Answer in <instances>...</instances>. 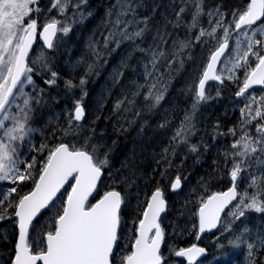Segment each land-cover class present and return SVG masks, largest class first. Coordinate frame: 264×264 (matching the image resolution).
I'll use <instances>...</instances> for the list:
<instances>
[{
	"label": "trees",
	"instance_id": "1",
	"mask_svg": "<svg viewBox=\"0 0 264 264\" xmlns=\"http://www.w3.org/2000/svg\"><path fill=\"white\" fill-rule=\"evenodd\" d=\"M133 2L137 5L135 19L142 21L145 17L148 18L142 37L130 41L118 35L105 45L104 37L114 31L112 22L116 20V15L113 6L117 4V0H87L86 4L81 5L83 19L75 9H67L69 14L66 25L70 26L71 30L64 35L60 46L57 44L61 42L63 33L58 32L54 41L55 48L46 51V54L50 55L47 70L41 71L31 62L30 57L28 66L33 72L28 75L32 76L33 83L25 82L23 90L27 97L40 96L41 103H32L30 126L34 131L21 143L18 158L21 162L30 163L35 157L40 162L47 155V149L39 151L42 144L52 147L60 142L83 143V138L91 135L92 143L102 146L100 157L103 158L104 153H108V167L104 169L98 186L99 192L91 202L95 203L100 195L112 188L121 192L125 198L121 213L117 264L119 255L130 251L134 229L138 226V219L142 218V211L146 206V196H151L158 182L167 202V210L160 222L164 231L162 252L167 257L168 264H184L174 254H170V249L187 248L196 243L197 211L201 201L213 193L229 188L232 158L229 156L226 163L225 153L234 151L231 148L233 140L243 134L240 109L244 102L248 101V93L242 97L236 96L245 79V70H237L235 79L208 84L206 95L211 99L200 103L193 111L194 91L190 90V87L198 84L210 52L218 46L217 40L212 37L204 36L197 41L196 36L200 28L211 31L210 20L214 21L215 17H209L208 11L219 7L225 14V21H231L233 10L241 7L244 0H200L205 11L198 26L191 30L187 27L191 22V11L184 14V22L180 27L168 23L175 21V11L184 6L181 0ZM37 5H41L40 2ZM41 7L44 10L46 5L42 4ZM187 7L195 10L193 0H187ZM110 11H113L111 16ZM56 13H34L32 19L38 17V26L42 27L46 21L57 19ZM125 19H132V14ZM225 26H228L227 23ZM137 27L145 25L140 23ZM232 27L234 28V25ZM158 31L165 38L166 43L161 44V47L169 53L168 59H172L171 53L175 51L174 41H187L190 46L183 50L171 66L162 59L154 70L149 62L151 53L140 49H149L159 44ZM216 36L222 37L223 30L217 29ZM116 40L120 42L117 43ZM40 47L43 48L38 42L31 56H35ZM146 66L147 71L153 73L151 78H146ZM194 66L195 74L192 70ZM48 69L59 74L55 85L44 83L51 77ZM81 78L86 81L83 86L79 83ZM66 80H72L76 87L67 89ZM157 81L159 82L156 84V90H163L164 98L155 107H149L152 100H145V96L148 87ZM141 85L144 87H139ZM134 92H139V95L133 96ZM81 97L86 113L85 121L81 123L83 127L77 138L64 136L62 129L67 126L68 113L74 107V100H80ZM24 98L20 96L13 104V112L16 111L15 104L22 105ZM119 100H124L125 103L120 109L114 110ZM128 100L133 103H128ZM186 115L191 116V127L186 133V142H173L172 137L185 121ZM161 124L166 126L162 128ZM229 129H235L236 137L229 133ZM247 131L253 135L251 129ZM193 145L196 146V151L191 150ZM165 148L169 149L167 154L164 153ZM173 148L175 153L172 152ZM165 155L167 160L162 158ZM169 160L171 166L168 164ZM21 169L23 170V165ZM38 170L39 163L33 170L34 175ZM165 171L166 178L162 179L161 173ZM256 173L257 182L253 185L252 177H245L246 171H242V178L237 181L241 195L239 198L245 195L264 196V169ZM177 175L181 177V188L172 193L171 181L175 180ZM244 185L249 188L245 191L247 194L241 192ZM13 186L19 188V184L0 183V191ZM32 186V181H28L20 191L27 192ZM66 189L69 191L70 185ZM67 191H63L55 208L40 217L37 230L41 224L52 223L57 210L66 199ZM234 206L224 215L216 232L199 242L208 249V256L197 264H250L253 257L248 256L246 244L235 247L228 243L229 239L238 234L241 224L251 228V242L257 245L254 259L264 264V253L259 247L258 238V234L264 236V214L249 211L242 221L233 222L229 213L234 210ZM229 222H233L230 234L225 232ZM17 235L14 216L1 220L0 264L12 263ZM30 236V243L37 242V231H30ZM126 245L129 247H125Z\"/></svg>",
	"mask_w": 264,
	"mask_h": 264
},
{
	"label": "snow or ice",
	"instance_id": "2",
	"mask_svg": "<svg viewBox=\"0 0 264 264\" xmlns=\"http://www.w3.org/2000/svg\"><path fill=\"white\" fill-rule=\"evenodd\" d=\"M86 3L87 0H51L49 11L56 9L60 15H65L67 9L71 7L80 13V18L83 19L81 5ZM181 3L184 6H180L179 10L175 11V21L168 23L180 27L184 22V14L191 11V22L187 27L189 30L195 29L205 11L200 0H193L194 11L187 7V0H181ZM34 4H37V0H0V182L19 184V188L13 186L0 191V220L13 216L18 219L19 236L15 243L12 264H117L121 239V213L125 198L121 192L112 188L100 195L95 203L91 202L99 192L98 182L101 181L104 169L108 167V153L105 152L103 158L99 154L102 146L92 143L93 137L89 135L83 138V143L60 142L52 147L42 144L39 151L43 152L47 149V155L40 162L35 157L30 163L21 162L18 158L21 143L34 131L30 126L32 103H41L40 96L27 97L23 90L25 82L33 83L32 76L28 75L33 69L28 66L27 58L38 28L37 20L32 19ZM136 7L133 0H117V4L113 6L116 15V20L112 22L114 31H110L109 35L104 37L105 45L118 35L130 41L144 35L148 18L145 17L142 21L136 20ZM173 7L175 8V5ZM35 10L39 11V8ZM113 11L109 12V16ZM129 14H132V19H125ZM207 15L215 17L214 21L210 20L211 31L200 28L196 40L200 41L202 37L209 36L217 40L218 46L210 52L198 85L190 87V90L194 91L193 111L200 103L211 99L206 95L205 89L209 79L223 82L221 76L214 73L222 57L228 54L229 39L233 32L236 43L235 48L231 49L234 53L232 66L224 70L229 73L228 79H235V70L245 69L243 86L236 92V96H245L252 85H264V0H244L241 7L233 10L231 21H225V14L219 7L214 11H208ZM140 23L145 27H137ZM226 23L228 26H225ZM217 29L223 30L222 37L216 36ZM70 30V26L61 25V21L52 18L43 25L40 36L47 48L54 49L57 32L67 35ZM157 35L159 44L149 49H140L151 53L149 62L154 70L162 59L171 66L183 50L190 46L187 41H174L175 51L171 53L172 59H168L169 53L161 47V44L166 43L165 38L159 31ZM116 42L120 41L116 40ZM253 60L254 67H252ZM48 70L51 72V77L44 83L49 86L55 85L59 74L51 69ZM152 75L153 73L148 72L146 66V78H151ZM158 82L148 87L145 100H152L149 107H155L164 98L163 90H156ZM79 83L83 86L86 81L81 78ZM65 86L69 90L76 87L72 80H66ZM40 93L42 95L43 89ZM136 95H139V92L133 93V96ZM20 96L25 97L23 104L16 103V111L13 112V104ZM82 100L83 97L74 100V107L68 113L67 126L62 129L64 136L78 137L83 127L81 121L86 115ZM127 102L133 103L131 100ZM124 103V100L117 101L114 110L120 109ZM240 112L243 134L233 140L231 148L234 151L225 153L226 163L229 156L232 158L230 171L232 187L226 192L213 193L206 200L201 201L198 210L199 233L218 227L221 213L237 199L236 186L238 178H242L240 174L244 170L243 166L257 152L264 154V96L259 100L253 97L245 103ZM190 121L191 116L186 115L185 121L172 137L173 142H186V133L191 127ZM253 121H255L253 126L256 134L250 135L246 126L252 125ZM165 126V124L160 125L162 128ZM229 133L236 137L235 129H229ZM191 150L196 151V146H191ZM168 152L169 149L165 148L164 153ZM172 152L175 153L174 148ZM162 158L167 160V155ZM257 159L260 163H264V160ZM38 163L39 170L34 175L33 170ZM168 164L171 166L170 160ZM161 178H166V171L161 173ZM251 180L255 185L256 176L253 175ZM28 181H32L33 186L29 191L22 193L20 188ZM66 185H70V191H67ZM170 187L172 191L181 188L179 175L171 181ZM62 189L67 191V197L57 210L52 223L41 224L37 230L40 217L56 207L57 200L63 195ZM145 203L142 218L138 219V226L134 229L130 251L119 255V264H168V259L161 248L164 231L159 221L161 213L166 210V200L159 182L151 196H146ZM249 211L264 214V196L240 197L239 203L229 214L233 217V222L242 221ZM233 222H229L225 232L231 233ZM30 231H37V242L30 243ZM251 231L248 225L241 224L238 234L233 239H229L228 243L235 247L246 244L248 256L253 257L250 264H261V261L254 259L257 245L251 242ZM199 233L197 239H200ZM258 238L259 247L264 253V236L258 234ZM205 251L204 248L192 244L187 248L170 249V254L185 257L187 264H194L197 257Z\"/></svg>",
	"mask_w": 264,
	"mask_h": 264
},
{
	"label": "rangeland",
	"instance_id": "3",
	"mask_svg": "<svg viewBox=\"0 0 264 264\" xmlns=\"http://www.w3.org/2000/svg\"><path fill=\"white\" fill-rule=\"evenodd\" d=\"M39 2H40L41 5H37V4L32 5V7L34 9V11H33L32 14H34V13H37V14L38 13H44V15H45V14H47L49 12L53 13V12L56 11L57 12L56 13L57 20L61 21L63 23V25L66 24L67 18H68V14H69V13H67V11H66V14L65 15H60L58 13V10H56V9H52L51 11H49V9L51 8V0H37V3H39ZM42 4L43 5H46V7L44 8V10L41 7ZM37 7L39 8V11H36L35 10ZM37 18L38 17H35L34 19H37ZM47 22H49V20L46 21L45 23H47ZM61 37H62L61 38V42L59 44H57V46L58 45L60 46L62 44V39L64 37V34L61 35ZM229 42L231 44L230 45L231 48L228 50V54L224 56V58H223V60L221 62V65H220V67L218 69V73H217V75L221 76V79L222 80H232V79H228L227 78L229 76V73L226 70H224V69L231 68V66H232L231 61H232V57H233L234 53L231 52V49H234L235 48V43H236L235 42V33L230 38ZM47 61H50V55L46 54V50L43 49V48H41V47L39 49V52L35 56H31V62H33L35 64V66L38 67L41 71L47 70V66H48V62ZM252 63L255 64V61L253 60ZM192 70H193V73L195 74V72H196L195 66L193 67ZM237 70L244 71L245 69L241 68V69H237ZM237 70H235V72ZM190 77H191V75L188 76V78H190ZM256 99L259 100L258 98H256ZM245 103L246 102H244L243 107H244ZM253 114H254V112H253ZM246 127H248L250 129V125H248ZM252 132H253L252 134L255 135L256 134V129L255 130H252ZM18 154H19V150H18ZM257 158H259V160H264V154L257 152L243 166L244 170L246 171L245 177L250 178L253 175L254 176H257L256 171L261 170V169H264V163H260ZM0 183H7V182H0ZM248 190H249L248 186L247 185H244V188H242L241 192L244 193V194H247L245 191H248ZM239 196H241V195L239 194ZM244 197L245 198H250L251 196L250 195H248V196L245 195ZM237 203H239V198L237 199V201L233 205H236ZM233 205H232V208H233Z\"/></svg>",
	"mask_w": 264,
	"mask_h": 264
},
{
	"label": "water",
	"instance_id": "4",
	"mask_svg": "<svg viewBox=\"0 0 264 264\" xmlns=\"http://www.w3.org/2000/svg\"><path fill=\"white\" fill-rule=\"evenodd\" d=\"M42 31H43V27H41V28L38 27V28H37V34H36V36H35V38H34L32 48H31L30 51H29V56H28V58H27V63L29 62V59H30V57H31V55H32V53H33V51H34V49L36 48L38 42L41 43V45L43 46V48H44L45 50H50L49 48H47V47L44 45L43 39H42L41 36H40V33H41ZM57 34H58V32H57ZM56 37H57V35H56ZM56 37L54 38V41H55ZM223 58H224V57H222V60H223ZM221 62H222V61H221ZM221 62H219V63L217 64V66H216V71H215V73H214L215 75H217V73H218V69H219V67H220V65H221ZM211 82L219 83L220 80L209 79V80L206 82V84H205V89L207 88L208 84H210ZM197 85H198V84H197ZM262 86H263V85L255 84V85H252L248 90H251V89H253V88H261ZM248 90H247V91H248ZM85 118H86V115H85ZM85 118H84L83 121H81V123H83V122L85 121ZM102 176H103V175H102ZM101 179H102V178H101ZM73 182H74V181H73ZM99 184H100V182H98V186H99ZM67 186H68V185H66L65 187H67ZM230 187H232V181H231V184H230L229 188H230ZM229 188H228V189H229ZM228 189L225 190V191H223V192L228 191ZM70 190H71V188L69 189V191H70ZM178 190H179V189H178ZM178 190H176V191H172V193H176V192H178ZM61 191H62V193H63L64 189H62ZM216 193H218V192H216ZM236 195H237V199H238V197H239V192H238V188H237V186H236ZM66 197H67V196H66ZM90 199H91V198H90ZM237 199L233 200V201L230 203V205L225 209V212L221 213V221H222L224 215L230 210V208L232 207V205L237 201ZM166 210H167V202H166ZM166 210H165L163 213H161L160 221H159V222H161V219H162V217L164 216ZM198 210H199V209H198ZM14 219L16 220V226H17V231H18L17 239H18V236H19L18 219L15 218V217H14ZM0 222H1V220H0ZM197 223H198V232H197V234H198V233H199V215H198V211H197ZM220 225H221V222H220V224H218V227H217V228H215V229H211V230H205V232H203V233H199L200 239H197V238H196V243H195V244H196L198 247H202V248H204L206 251H205L204 254H202L201 256L197 257L196 261H194V264H197L198 262H200V261L206 259L207 256H208V249H207L206 247H204L203 245L199 244V242H200L204 237L213 235V234L216 232V230L219 228ZM161 228H162V227H161ZM16 241H17V240H16ZM162 245H163V242H162ZM161 248H162V246H161ZM175 257H176V256H175ZM176 258H177V259H180L181 261H183L184 264H187V259H186L185 257H176ZM11 264H12V263H11Z\"/></svg>",
	"mask_w": 264,
	"mask_h": 264
},
{
	"label": "flooded vegetation",
	"instance_id": "5",
	"mask_svg": "<svg viewBox=\"0 0 264 264\" xmlns=\"http://www.w3.org/2000/svg\"><path fill=\"white\" fill-rule=\"evenodd\" d=\"M247 93H248V101L246 100L247 101L246 103H248L250 99H252L254 96L259 99L261 96H264V85L261 88H253L251 90H248ZM254 124H255V121H253L252 125H250L251 130H255V127L253 126ZM246 128L250 130L248 127Z\"/></svg>",
	"mask_w": 264,
	"mask_h": 264
}]
</instances>
